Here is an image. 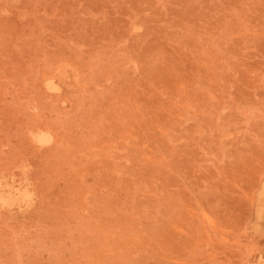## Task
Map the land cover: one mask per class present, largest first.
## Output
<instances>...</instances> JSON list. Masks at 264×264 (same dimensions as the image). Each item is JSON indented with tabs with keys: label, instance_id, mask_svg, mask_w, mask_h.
I'll return each instance as SVG.
<instances>
[{
	"label": "rangeland",
	"instance_id": "obj_1",
	"mask_svg": "<svg viewBox=\"0 0 264 264\" xmlns=\"http://www.w3.org/2000/svg\"><path fill=\"white\" fill-rule=\"evenodd\" d=\"M0 192V264H264V0H0Z\"/></svg>",
	"mask_w": 264,
	"mask_h": 264
},
{
	"label": "bare ground",
	"instance_id": "obj_2",
	"mask_svg": "<svg viewBox=\"0 0 264 264\" xmlns=\"http://www.w3.org/2000/svg\"><path fill=\"white\" fill-rule=\"evenodd\" d=\"M107 1V0H106ZM249 1V0H248ZM193 2V1H192ZM139 4V3H138ZM157 4H158V2H157ZM166 4V3H165ZM186 4H188V3H186ZM111 5V4H110ZM156 5V4H155ZM164 6V5H163ZM165 7V6H164ZM171 7V6H170ZM159 8V7H158ZM173 8V7H172ZM175 8V7H174ZM161 9V8H160ZM184 9V8H183ZM159 10V9H158ZM147 11V10H146ZM165 11H166V9H165ZM249 11V10H248ZM167 12V11H166ZM164 13V12H163ZM104 14H105V12H104ZM152 15V14H151ZM90 16V15H89ZM136 16V15H135ZM153 16V15H152ZM129 18V17H128ZM70 19V18H69ZM68 19V20H69ZM76 20V19H75ZM80 20V19H79ZM143 21V20H142ZM144 22V21H143ZM171 22V21H170ZM239 22V21H238ZM79 23H81L80 21H79ZM84 23V22H83ZM82 23V24H83ZM88 23V22H87ZM141 23V22H140ZM165 23H166V21H165ZM145 24V23H144ZM153 24V23H152ZM167 24V23H166ZM165 24V25H166ZM243 24V23H242ZM248 24V23H247ZM72 25V24H71ZM89 25H91V24H89ZM142 25H143V23H142ZM103 26V25H102ZM138 25H136V27H137ZM168 26V25H167ZM170 26V25H169ZM84 27V26H83ZM92 27V26H91ZM263 27V26H262ZM71 28H73L72 26H71ZM80 28V27H79ZM117 28V27H116ZM178 28V27H177ZM81 29V28H80ZM82 29H84V28H82ZM96 29V28H95ZM94 29V30H95ZM132 29V28H131ZM136 29V28H135ZM137 29H140V28H137ZM187 29H188V27H187ZM181 30V29H180ZM83 31V30H82ZM134 31V30H133ZM136 31V30H135ZM28 32H30V31H28ZM70 32V31H69ZM97 32H99L98 30H97ZM192 32V31H191ZM66 33V32H65ZM220 33V32H219ZM262 33V32H261ZM196 34V33H195ZM63 35V34H62ZM87 35V34H86ZM17 35H15V37H16ZM198 36V35H197ZM167 37V36H166ZM208 37V36H207ZM134 38V37H133ZM25 39V38H24ZM121 39V38H120ZM58 40V39H57ZM62 40V39H61ZM69 40V39H68ZM124 40V39H123ZM37 41V40H36ZM60 42H62V41H60ZM74 42H76V40L74 41ZM73 42V43H74ZM107 42V41H106ZM118 43H119V41H118ZM121 43V42H120ZM251 43V42H250ZM65 44H67V43H64V47L66 46ZM72 44V43H71ZM117 44V43H116ZM82 45V44H81ZM115 45V44H114ZM36 46H37V44H36ZM68 46V45H67ZM74 48V47H73ZM73 50V49H72ZM16 51H17V49H16ZM69 51H70V49H69ZM21 52V51H20ZM41 54V53H40ZM117 55V54H116ZM129 55V54H128ZM192 55V54H191ZM43 56V55H42ZM41 57V56H40ZM118 57V56H117ZM151 57V56H150ZM107 58V57H106ZM129 58V57H128ZM223 60V59H222ZM38 62V61H37ZM55 62H56V60H55ZM113 62V61H112ZM133 62H135V61H133ZM132 62V63H133ZM155 62V61H154ZM131 63V64H132ZM125 64V63H124ZM133 66V65H132ZM135 67V66H134ZM32 68V67H31ZM37 68V67H36ZM136 68V67H135ZM124 69V68H123ZM68 70H69V68H68ZM29 71L31 72V70L29 69ZM135 73V72H134ZM34 77V76H33ZM68 77V76H67ZM89 78V77H88ZM112 84V83H111ZM43 85H44V83H43ZM46 86H48L47 84H45ZM68 85V84H67ZM95 86V85H94ZM201 86V85H200ZM204 86V85H203ZM50 87V86H49ZM47 89V88H46ZM50 89V88H49ZM52 90V89H51ZM55 91V90H54ZM55 92H57V90L55 91ZM59 92V91H58ZM179 94V93H178ZM66 95V94H65ZM81 96V95H80ZM81 99V98H80ZM176 99V98H175ZM174 99V100H175ZM22 103H24V102H22ZM60 103V102H59ZM61 104V103H60ZM177 104V103H176ZM24 105V104H23ZM79 105V104H78ZM39 106V105H38ZM190 106V105H189ZM77 107V106H76ZM25 108V107H24ZM87 108H88V106H87ZM77 109V108H76ZM78 110V109H77ZM154 110V109H153ZM51 111V110H50ZM55 112V111H54ZM53 112V113H54ZM222 112V111H221ZM140 113V112H139ZM247 113V112H246ZM32 114H34V112L32 113ZM76 114V113H75ZM56 115V114H55ZM25 117V116H24ZM76 117V116H75ZM252 117V116H251ZM54 118V117H53ZM55 119V118H54ZM218 120V119H217ZM218 131V130H217ZM40 132V131H39ZM41 133H43V132H41ZM80 133V132H79ZM172 133H174V132H172ZM37 136V135H36ZM39 136V135H38ZM41 136V135H40ZM169 136H171V135H169ZM42 137H45V136H42ZM42 137H41V139H42ZM172 137V136H171ZM36 138V137H35ZM49 138V137H48ZM47 138V139H48ZM51 138V137H50ZM37 139V138H36ZM35 139V140H36ZM39 140H37V141H40V138H38ZM45 139V138H44ZM32 140V139H31ZM42 141H43V139H42ZM40 142V143H43V142ZM254 141V140H253ZM53 142V141H52ZM39 143V144H40ZM44 143H45V141H44ZM43 143V144H44ZM83 146V145H82ZM230 147V146H229ZM226 148V147H225ZM225 148H223V149H225ZM227 153V152H226ZM41 154V153H40ZM213 155V154H212ZM96 156V155H95ZM226 156V155H225ZM56 157V156H55ZM146 157H148V155H146ZM150 157V156H149ZM216 157V156H215ZM164 158V157H163ZM160 159V158H159ZM215 159H217V158H215ZM148 160V159H147ZM25 165V164H24ZM212 165V164H211ZM24 167V166H23ZM23 167H22V171L21 172H23ZM27 167V166H26ZM25 167V168H26ZM216 170V169H215ZM25 171V170H24ZM170 171V170H169ZM21 175H23V173L21 174ZM25 175V174H24ZM11 178L13 177V176H10ZM194 179V178H193ZM2 180H3V178H2ZM23 180V179H22ZM12 181V180H11ZM24 182H25V180H24ZM17 184H18V182H17ZM9 185V184H8ZM11 185V184H10ZM9 187V186H8ZM8 187L6 188V189H8ZM4 188V187H3ZM11 188V187H10ZM14 188V187H13ZM191 190H192V188H190ZM11 190V189H10ZM17 190H18V188H17ZM193 191V190H192ZM242 191V190H241ZM2 193H3V191H1ZM0 192V193H1ZM17 192V191H16ZM22 193H23V190H22ZM27 193H29V192H27ZM162 193V192H161ZM194 193V192H193ZM21 194V193H20ZM24 194V193H23ZM7 195V194H6ZM11 195V193L9 194V196ZM28 195V194H27ZM31 195V194H30ZM5 196V194L3 195V197ZM14 197V200H15V196H13ZM13 197L11 198V197H9L8 199L11 201V199H13ZM32 197V196H31ZM24 198V197H23ZM18 199H19V197H18ZM22 199V198H21ZM21 199L19 200L20 202H21ZM25 199V198H24ZM27 199V198H26ZM25 199V200H26ZM6 200V199H5ZM8 200V201H9ZM16 200H17V197H16ZM15 200V201H16ZM34 201V200H33ZM5 202H7V201H5ZM14 202V201H13ZM17 202H18V200H17ZM29 202H30V200H29ZM11 203H12V201H11ZM10 204V202L8 203H6V205H9ZM13 204V203H12ZM12 204H10V206H12ZM18 205V204H17ZM30 205H31V203H30ZM29 205V206H30ZM264 206V205H263ZM7 207V206H6ZM74 207V206H73ZM17 208L19 209L20 207H18L17 206ZM27 208V207H26ZM3 209V208H2ZM8 211V210H7ZM73 211V210H72ZM77 211H78V209H77ZM231 211V210H230ZM9 212V211H8ZM210 213V212H209ZM223 213V212H222ZM256 213V212H255ZM257 214V213H256ZM254 215V214H253ZM258 215V214H257ZM261 215V214H260ZM196 218H198L197 217V214H196V216H195ZM203 217H205V215L203 216ZM260 217H262V216H260ZM207 219V218H206ZM78 220V219H77ZM264 220V219H263ZM255 222H257V221H255ZM198 223V222H197ZM200 223V222H199ZM258 223H259V221H258ZM33 228V227H32ZM253 228V227H252ZM263 228V227H262ZM29 229V228H28ZM254 229V228H253ZM206 230V229H205ZM13 231V230H12ZM109 231V230H108ZM260 231H262V229L260 230ZM22 232V231H21ZM20 232V233H21ZM183 232V231H182ZM256 232V231H255ZM257 232H258V230H257ZM263 233V232H262ZM16 234V233H15ZM186 234V233H185ZM39 240H40V238H39ZM43 240V239H42ZM30 242V241H29ZM145 250V249H144ZM13 252V251H12Z\"/></svg>",
	"mask_w": 264,
	"mask_h": 264
}]
</instances>
